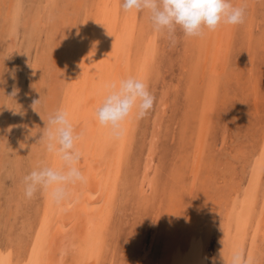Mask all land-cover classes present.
Wrapping results in <instances>:
<instances>
[{"label":"bare ground","instance_id":"obj_1","mask_svg":"<svg viewBox=\"0 0 264 264\" xmlns=\"http://www.w3.org/2000/svg\"><path fill=\"white\" fill-rule=\"evenodd\" d=\"M230 1L243 7L240 0ZM122 4L123 0H0V191L11 177L16 192L0 205V212H8L4 223L10 225L0 236V264H116L120 257L122 264H129L122 257H129L128 250L110 240L114 219L127 210V195L134 194L127 191L129 186L136 190L139 207L150 204L157 212L156 223L150 225L159 234L155 238L166 242L161 264H220L221 252L225 264H230L235 250H242L252 264H264V137L259 148H252L245 142V124L235 125L231 131L235 124L231 122L229 141L214 151L230 155V147L236 159L232 164L219 160L217 175L212 169H201L206 162L204 152L211 149L207 141L215 140V120L210 116L217 89L212 85L221 79L244 90L242 75L245 83L247 78L254 86L259 84L254 82L258 77L255 57L264 47V31L255 35L254 22H247L249 13L245 12L241 25L248 35L246 52L242 51V63H234L238 65L235 70L230 65L234 41L245 32L239 25L222 22L215 31L181 40L193 56L184 65L188 71L184 89L191 94L186 97L187 115L183 113L181 122L193 133L189 163L195 168L191 183L196 193H189L200 195L193 211L181 219L177 213L184 210L187 190L182 179L190 180L185 176L188 165L182 164L170 175L178 182L177 186L171 184L165 203L154 172L161 136L170 125L166 118L176 117L168 85L162 87L142 171L136 164L131 167L141 119L129 118L119 138L95 119L107 83L132 76L144 81L149 91L159 88L158 83L152 85L158 72L154 61L161 48L159 36H152L154 26L146 11L125 12ZM17 63L25 66L28 75L20 93L16 88L23 78L18 81L15 77ZM43 89L47 93L44 109L39 107L38 97ZM226 105L219 104L221 113ZM58 110L67 111L74 133L80 137L76 141L81 153L77 166L85 182L71 186L70 195L58 204L42 191L27 199L21 193L20 175L41 165L61 166L39 141L49 116ZM28 128H32L30 143ZM31 139L37 146L31 145ZM25 157H32L33 165Z\"/></svg>","mask_w":264,"mask_h":264},{"label":"rangeland","instance_id":"obj_2","mask_svg":"<svg viewBox=\"0 0 264 264\" xmlns=\"http://www.w3.org/2000/svg\"><path fill=\"white\" fill-rule=\"evenodd\" d=\"M240 4L243 6L245 12L249 13L246 17L248 19L247 22H254L255 35L261 34V30L264 31V0H240ZM241 24H239V27L243 31H245V37L243 34H239L236 37V41H234L235 52L231 53V57L234 61L233 64H230L232 65V70L238 68V65L234 64L236 61L239 60V62L242 63L244 59V57H242V51L244 52V54L246 52L245 40L247 41L248 35L246 33V29ZM156 35L159 36L157 42L159 43L161 48L158 54L159 57L156 61H154V63L156 64V68L158 67V72H156V78L152 82V85L155 86V84L158 83L159 88L157 90H153V88H151L150 90V93L155 98L154 105L153 108L150 110L149 114L145 118L141 119V124L139 127L140 129L138 130L137 141L135 144V151H137V153L136 155H134L135 160H133L131 167L136 164L138 165V167L140 166V170L142 169L141 166H143L144 164V154L149 147V141L152 132L151 129H153L152 125L157 115L161 96L163 95L162 87L167 84V88L171 90V107H176V117L170 116V118H166V121H170V125H168V128H166L167 131H163V136H161V142L159 143V149L157 151V166L155 167L154 172H156L155 176L157 183H159L161 187V192L159 193V195L161 197H164L163 199L165 203V197H168L170 189H172L173 185L177 186L176 182H178V179L175 180L176 177L170 178V175L176 174V169L179 168V166H181L182 164H185L186 166L188 165V169H186L187 174L185 176H188L190 180H188L187 177H185L186 180H183L184 178L182 179V181H184L183 184H185L186 186L185 190H187L184 197L181 196L184 198V206H182L184 210H181L180 213H177V216H179L181 219H186V216L191 213V208H193L197 204V198L200 197L199 194L191 196V193H189L190 191L194 190L193 184L191 183V176L193 175L192 171H194L195 168H193L194 166H192V161L191 164L189 163L192 157V152L194 150V146L191 147L192 140H190L193 136V133L188 126L183 125L181 123L183 113L187 115L184 109L186 97L187 95H189V93L191 94V91L184 89V86L188 84V80L186 79V72L188 71H186L184 67L188 66L191 58L193 57L191 56L192 49H185L183 47L181 40H183L185 36L179 30H177L176 43L174 45L169 41L165 31L157 32L154 30L152 36ZM258 43H262V41ZM260 48V51H257L255 57V66L258 69V80L256 79L254 82L259 83L257 84V86H254L251 82L247 80V78L245 83L243 81L245 80L244 75L240 76L243 78V80L241 79L242 82L246 85L244 90L242 87L237 88L234 85V82H232L233 84H228L226 81L221 79L219 80V83H216L217 87L215 86V84L212 85L213 88L217 89L216 95L213 97V100L215 102L214 112L210 116L211 119L215 120L213 121V124L216 127V130L214 131L215 133L212 135L214 137L213 139L215 140L214 142L212 140L207 141L210 144L209 147L211 149H207L204 152L206 158H203V160H205L206 162H204V165L201 164L202 170H204V168L205 170L212 169V171L215 172L217 175L218 167L215 165H217V162L219 164V160L222 162L228 161L232 164L233 160L236 159V156L234 155V153L232 154V150H230V147H228V152L230 153V155L226 153L227 151H214L215 147L217 150H219L220 147L223 148V143L226 144L229 141L227 138L228 135L231 133L228 132V126L231 122H235V124L230 126L231 131H233L235 125L242 127V125L245 124V136H247L248 134L245 139V142L252 146V148H254L256 145H258L257 147L259 148L261 145V139L264 137V47ZM17 64L18 65L15 68H19V73L16 72L15 77L16 79H18V81L23 78L22 83L18 84L16 88V92L20 93L21 91H24V88H26L23 83L24 81L25 83L28 82V75L25 76L24 74V69H26L25 66H20L19 63ZM233 66L235 67L233 68ZM47 87L48 85L46 84L44 88L46 89ZM45 89H43V92L39 93L38 96L42 103L39 107L42 109H44L45 105L43 104L45 103V95L47 96V93L44 92L47 89ZM174 99H176L175 102L173 101ZM222 101L227 104L225 106L226 109H224L225 113H221L220 111L219 104L221 105ZM177 105H179V108H177ZM30 113L32 114L34 112L31 111ZM31 122L33 124V121ZM191 122L192 120L190 121V124H192ZM239 122H241L242 124L240 125ZM39 124L40 123H38L37 126ZM32 127H34V125ZM31 131L32 128H28V133L26 135V138L29 137V139H27L29 143L31 138ZM32 143V146H37V143ZM235 151L236 150H234V152ZM25 158L27 159V157ZM32 160V157L30 160L27 159V163L33 165ZM225 167H227V165L222 166L221 168ZM230 167L233 166H228V168ZM25 169L27 170L28 168ZM28 171L30 172V170ZM24 176V174L20 175L19 180L23 181ZM10 178L11 177H7L8 183L5 185V188L0 191V205L6 203L12 193H16L15 190L12 189L11 180L13 178ZM9 185L11 186L9 187ZM127 191L129 193L134 192L132 196L127 195V210L124 211L123 214H121L122 217L127 216V219H123L121 216H119L118 219L123 221H119L117 218L114 219L112 225L113 228H111V230H113L110 233V240L113 241L116 246L128 250L127 253H129V257L123 254L122 257L126 259V262L129 261V264L130 262H132L133 264H138L140 261L144 262L143 264H161L162 260L165 259V246L163 245H165L166 242L163 240H157L155 236H159L158 232L154 230L153 226L151 229L152 223H156L155 220H157L158 218L157 212L154 208L149 207L150 204L147 205V207L145 208L138 206L135 188H131L129 186V189ZM21 193L24 195L23 191ZM210 195L212 196V198H214L213 192H211ZM204 200L205 202H209L207 198H205ZM165 207L166 205L163 207V209ZM0 213L2 214V220H0L1 236L6 231V227L10 225H6L3 219V216L6 217L8 215V212L2 211ZM144 221L148 223L147 226L144 225ZM182 224L184 223L182 222ZM186 224L188 225V223ZM167 236L168 235H166V237ZM169 237L171 238L172 234H169ZM1 242L2 241L0 240V243ZM119 255L121 256V252H119ZM122 263V258H118L116 264Z\"/></svg>","mask_w":264,"mask_h":264},{"label":"clouds","instance_id":"obj_3","mask_svg":"<svg viewBox=\"0 0 264 264\" xmlns=\"http://www.w3.org/2000/svg\"><path fill=\"white\" fill-rule=\"evenodd\" d=\"M122 8L125 12L146 11L154 30L165 31L173 45L177 30L185 37H201L205 30L215 31L222 22L239 25L245 15L244 8L233 6L230 0H123ZM105 90L103 101L95 110V119L101 127L109 128L116 138L123 135V125L129 118L143 119L153 108L155 98L147 84L138 78L129 76L107 83ZM43 129L39 141L48 154L61 161V166L41 165L25 175L24 196L32 199L42 191L58 204L70 195L71 186L85 182L77 166L81 153L76 141L80 137L74 133L69 114L64 110L51 114ZM220 264H225L222 252ZM230 264H252V261L245 258L242 250H235Z\"/></svg>","mask_w":264,"mask_h":264}]
</instances>
